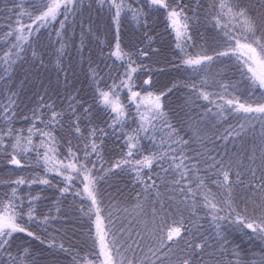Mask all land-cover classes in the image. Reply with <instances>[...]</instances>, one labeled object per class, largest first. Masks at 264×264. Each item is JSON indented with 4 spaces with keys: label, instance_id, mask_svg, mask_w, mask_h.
<instances>
[{
    "label": "snow or ice",
    "instance_id": "snow-or-ice-1",
    "mask_svg": "<svg viewBox=\"0 0 264 264\" xmlns=\"http://www.w3.org/2000/svg\"><path fill=\"white\" fill-rule=\"evenodd\" d=\"M135 3L139 6H134ZM83 4L84 0H41L39 5H32L31 11L20 9L16 12L14 24L9 17L8 31L3 39L14 37V42L3 53L2 71L8 75H0V81H10L16 61L23 59L27 47L31 46L33 32L54 27L57 21L59 28L54 30L61 43L56 60L59 67L65 47L62 30L70 15L81 14ZM93 4L110 14L115 28V45L107 54L113 63L105 64L112 83H107L106 77L101 75L99 65L90 64L89 67L93 101L108 118L102 122L104 126L93 123L92 108L85 106V101L76 100L74 96L67 98L73 118L69 126L83 142V156L78 154L81 149L74 151L69 146L65 158L58 159L54 129L62 124L65 111H57L53 103L45 104L41 97L39 107L33 109L26 134L24 129L13 126L17 115L16 94L8 89L11 92L8 102L0 105V161L6 160L7 165L24 169L31 166L34 152L37 167L42 166L45 173L43 177L32 179L18 176L7 182L0 181L10 189L0 194V264H37V257L24 246L26 242L14 249L13 241L17 234H25L44 243L25 222V216L28 222L39 221L43 225L56 219L51 215V207L47 214L38 215L39 193L27 194L25 202V197L18 194L20 186L44 185L56 188L60 196H64L72 192L73 182L78 177H82V188L72 194L82 198L79 212L91 222L89 238L99 253L92 259L87 256L78 259L73 255V264H94L96 260L100 264H247L240 246L229 239L228 229L240 232L249 240L255 238L264 245V0H260L255 9L242 5L240 0H211L204 9V17L219 34L218 50L214 49L211 55L203 49L195 55L188 51L195 43L192 26L199 22L200 13L191 10L192 15H189L190 9L184 0H92L88 7L91 9ZM16 7L14 5L9 11H15ZM161 12L165 14L167 29L174 34V46L180 53L168 62L172 70L190 69L199 74L215 62L234 61L233 70L239 74L248 96L255 98L253 102H240L235 96L225 99L229 88L235 91V85L230 83L219 84L221 93L209 92L206 90L207 79L199 86L176 80L166 90L146 91L153 85V73L164 71L143 63L158 52L151 47L154 37L146 30L143 32L147 41L144 46L125 50L121 46V22L122 17L131 14V20L138 26L150 29L149 17ZM24 17L30 23H22ZM32 58H39L34 48ZM40 62L43 64L42 59ZM121 68L122 72L119 71ZM140 75L146 78L142 84H137ZM181 88L187 91V96L181 105H177L185 117L178 127L170 119L168 103L173 91ZM125 89L129 103H125L120 95ZM199 101H206L212 107H205ZM133 105L135 117L131 113ZM201 108L203 111H198ZM233 114L238 122L219 134L215 130L217 122L226 121ZM81 117L88 121L87 135L80 126ZM129 120L136 125L130 131L126 130ZM37 122L43 126L38 127ZM183 125H187L186 131ZM34 137H38L39 142ZM108 137H115L119 154L110 167L101 168L103 174L97 176L91 157L95 156L103 163L102 150ZM145 140L149 141L147 148L143 145ZM216 141L224 142L223 151ZM208 144L213 147L209 148ZM229 145H232L231 149ZM201 164L204 176L200 175ZM116 170L130 172L132 183L139 191L135 193L131 209H121L113 204L117 215L114 216L112 211L104 215L98 183ZM53 172L62 178L63 187L47 178V174ZM211 177H215L211 183L227 193L224 199L218 198L206 184V179ZM236 188L250 193L247 201L252 205L251 213L247 204L242 212L233 206L231 198ZM197 195L202 197L203 207L208 209L210 231L195 222L199 219L196 215ZM56 211H60L59 207ZM184 211L190 212L188 218ZM48 247L61 252L71 251L63 243L57 245L55 237ZM259 257L260 264H264V246Z\"/></svg>",
    "mask_w": 264,
    "mask_h": 264
},
{
    "label": "trees",
    "instance_id": "trees-1",
    "mask_svg": "<svg viewBox=\"0 0 264 264\" xmlns=\"http://www.w3.org/2000/svg\"><path fill=\"white\" fill-rule=\"evenodd\" d=\"M40 2L41 0H0V75L6 77L8 75L2 71V57L3 53L8 51L10 45L14 42V37H7L6 40L3 39L8 31L9 17H11V21L14 24L17 18L16 12L20 9L31 11L32 5H39ZM240 2L242 5H249L255 9L260 0H240ZM90 3H92V0H84L81 14L75 17L70 15L65 29L62 30L65 47L63 55L60 56L61 64L59 67L56 64V60L58 56L57 49H60L61 43L59 42L60 38L56 36L54 30L55 28H59L57 21L54 22V27L41 28L39 32H33L31 46L27 47L24 58L16 61L10 73V81H0V88L4 89L0 91V105L8 102L11 92L16 94L14 99L16 101L15 111L17 115L13 121V126L16 129H24L25 134L31 124L33 109L39 107L38 101H40L41 97H43L45 104L53 103L57 111H65L62 124L56 125L54 129V135L58 140V159L61 160L67 155L69 146L74 151L81 149L78 154L83 156V142L78 140L69 126L70 121L73 119L68 110L69 101L67 98L69 96H74L76 100L85 101V106H91L92 121L97 126H104L102 122L108 119L106 113L93 101V82L90 79L89 67L90 64L91 66L99 65L102 70L101 75L106 77L107 83H112V77L108 76V69L105 67V64L111 65L113 63V59L107 58V54L115 45V28L106 9L101 11L94 4L90 9L88 7ZM184 3L190 9L189 15H192L191 10H196L200 13L199 22L194 23L192 26V35L195 43L188 51L195 55L203 49L207 51V54L211 55L213 50L217 49L219 42L217 30L207 23L204 17V9L211 3V0H184ZM14 5L17 6L16 10L9 11V9L14 8ZM134 6H139V3H135ZM60 19H63V17H60ZM149 22L151 25L150 29H144L132 21L131 14H129L127 17H122L120 31L121 46L128 51L142 47L147 43L143 36L144 31H149V34L154 37L151 47L158 49V52L151 55L150 59L143 60V63L151 65L153 69L163 68L164 71L153 73V85L150 89H146V91L158 92L166 90L176 80L196 83L199 86L203 79H207V91L221 93L219 84L230 83L235 85V91L229 88V95L225 99L235 96L240 102H253L255 98L248 96L239 74L233 70L234 61L215 62L210 68L201 71L199 74L192 73L190 69L185 70L181 68L180 70H172L168 62L179 56L180 53L174 46V34L167 29L165 14L163 12L155 14L153 17H149ZM22 23L28 24L30 20L24 17ZM89 28L91 31H89ZM33 48L39 53V58L37 59L32 58ZM41 59L43 60V64L40 62ZM116 63L118 64L119 62ZM119 71L122 72L123 69L121 68ZM145 78L146 76L140 75L137 79V84H142ZM136 90L140 89L137 88ZM120 95L125 103H129L126 89ZM186 96L187 91L181 88L174 90L169 98L168 109L170 110V119L178 127L181 126V122L185 117L177 105H181ZM215 98L214 96L213 99ZM199 103L205 107H212L206 101H199ZM41 111L43 112L44 109H41ZM198 111L202 112L203 108L198 109ZM131 113L135 117L134 105L131 108ZM237 122L235 114H233L226 121H218L217 129L215 130L219 134H223L229 125L234 126ZM37 126L42 127L43 125L37 122ZM80 126L85 130L84 134L87 135L88 121L83 117H81ZM135 127L136 125L132 120H129L126 130L130 131ZM183 128L186 131L187 125H183ZM258 132L259 124L257 123L256 133L258 134ZM33 139L39 142L38 137H34ZM116 143L115 137L105 139L102 150L103 163L97 160L95 156L91 157V160L95 161V175H102L101 168L110 167L111 163L117 158L119 150L116 147ZM216 144L220 146V151H223L224 142L216 141ZM143 145L147 148L149 141H143ZM194 147L198 148L199 146L194 145ZM208 147L212 148L213 145L208 144ZM229 147L231 149L232 145H229ZM89 167H92L91 163H89ZM200 167V175L204 176L203 164ZM145 171L147 172V170ZM155 171L156 169L154 168L153 172ZM44 175L43 167H37L35 163L34 152L31 154V166L24 169H15L13 166L7 165L6 160L0 161V181L3 182L14 180L18 176L32 179L36 176L43 177ZM47 178L53 184L63 187L62 178L54 172L48 173ZM81 179L82 177L76 178L73 182L72 192L64 196H60L56 188L44 185L33 184L29 187L25 184L20 186L18 194L21 197H25V202H27V194L36 195L39 193L40 199L36 202L38 215L47 214L51 207V215L56 217V219L51 220L47 225H43L39 221L28 222L25 216V222L28 223L32 231L42 237L44 243L29 238L25 234H17L12 245L14 249L21 242H26L24 246L29 247L32 254L37 257V264H73V255H76L78 259L84 256L92 259L94 255L99 253L98 247L94 248L93 241L89 238L91 222L79 212L82 198L75 197L72 194L77 188H82L80 184ZM211 179H215V177L206 179V184L218 198L224 199L227 193L217 188L216 185H213ZM98 189L102 199L101 208L103 209V214L107 215L109 211H112L114 216L117 214L112 205L116 204L121 209L125 207L131 209V205L135 203V193L139 191V187L132 183V174L119 170L114 171V173L107 175L104 180H101L98 183ZM9 190L4 183H0V194ZM161 191H164V189L162 188ZM248 195L250 193H246L240 188L234 189L231 199L237 211L242 212L247 204L249 213H251L252 205L247 201ZM195 200L198 204L196 215L199 217L195 222L203 225L205 229L210 231V217L207 215L208 209L203 207L201 196L197 195ZM53 201H56L55 205H53ZM56 207H59V212L56 211ZM183 214L185 218L190 216V212L188 211H184ZM121 215L123 214L121 213ZM176 218L178 219L179 217L177 216ZM94 231V226H92V232L94 233ZM228 232L229 239L234 244L240 246L241 253L246 258L247 264H253V261L255 264H260L259 252L264 245H261L255 238L249 240L247 236L242 235L238 231L228 229ZM53 237H55L57 245L63 243L65 248H69L71 251L61 252L56 248L48 247ZM181 247H183V244H181ZM253 254L256 255L254 256ZM94 264H100V261L96 260Z\"/></svg>",
    "mask_w": 264,
    "mask_h": 264
}]
</instances>
